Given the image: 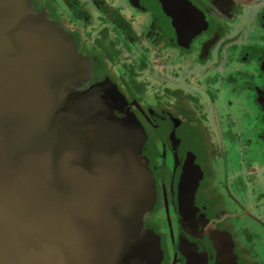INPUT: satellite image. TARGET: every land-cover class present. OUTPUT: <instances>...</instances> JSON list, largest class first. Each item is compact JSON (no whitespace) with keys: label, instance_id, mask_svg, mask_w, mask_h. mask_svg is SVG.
<instances>
[{"label":"crops","instance_id":"1","mask_svg":"<svg viewBox=\"0 0 264 264\" xmlns=\"http://www.w3.org/2000/svg\"><path fill=\"white\" fill-rule=\"evenodd\" d=\"M91 1L95 7L90 8H92L93 12H97L99 15V10L101 9L100 5L97 3L98 0ZM80 3L81 0H77L76 5L74 6L69 4L68 0H0V5L3 6L2 9L5 16L9 21H13V26H18V31L17 28L15 30V34L17 36L20 35L21 39H28L32 45H35L33 43H35L36 40H38L39 43L41 42V44L49 40L54 43L53 46H51L52 49H49L51 52H42L41 54L44 58L54 56L55 61L54 63L52 61L48 70L43 67L41 71L48 75H45L47 80V90L50 91V82L53 80L54 86L56 88L59 87L60 92L68 94V96L60 98L58 103L61 104L58 105V107L64 109L63 111L64 114L66 113V117L67 115L69 116V119L63 121V130L60 132L59 136L54 134V141L58 144V146L63 145L60 153L63 154L62 156L64 157V152L62 150L64 147V150L67 153L66 146L69 141L66 138H63V135L68 129H70L71 132L74 129L73 126L68 123L77 121L78 118H80L78 117L80 115L86 118L84 121L85 127H83L84 131H80V134L78 131L74 132L71 140V143L72 141L75 142L71 144V159L73 160L79 156L80 160L77 170L80 171L81 177L83 176L82 180L85 187L90 186L92 188L95 183L98 185L100 184L99 186L102 187V194H105L106 190L108 191L110 186L121 185L125 194H129V192L131 193L133 191L137 193V191H139L140 195L141 193H148V196H153L155 200L158 198L157 194L159 190L166 195V189L164 191L161 185L159 183L157 184V182L162 181L164 178L168 180L172 172H175V167L177 165L178 167L180 166V164L175 162V160L176 157L178 158L177 153L181 152L180 145H173L170 133L175 134V131L179 132V129H182L184 124L186 126L195 124L193 119V121H189L182 117V113L175 114L173 111L164 110L168 108L166 107L167 104L165 102L170 101L171 97L174 98V96H178L181 93L184 94V99L188 102L191 98L190 96H193L194 100L198 102L197 106L199 109L193 108L192 112L193 114L195 113L194 118L198 123L201 113L204 114V106H206V104L203 103L202 96L205 97V95H207L206 91L209 90L207 83L214 85L213 90L210 91L209 95L211 98L215 97L213 99V110L216 112L215 119L218 120L219 117V131H225L227 134L230 132L228 135L229 137L231 133H239L242 132V130H247V128L250 129V127L254 126L257 118L261 119L260 116L264 111V107L262 109L259 106L256 107L258 102L256 89L257 87L263 89L264 84H258L243 77V73H246V69H248V73L250 72L249 74L253 73L257 75L261 73L260 68L262 67L259 64V60H256L259 56H254V52L257 48H252L250 46V43L251 45H256L254 43H256L257 40L255 38H245L243 40L242 38H244V36L242 35V38H240V33L244 29L243 27L246 26L243 23V18L240 12L245 10L251 12V10L256 9L259 5L258 0H249L247 3L243 4L240 10H237L235 15L237 19L239 16H241V18L239 17L238 20H234L236 24V29L234 28V35L232 25H226L222 22L221 24H224L225 26L218 23L215 25L216 29L222 28V31H218L220 38L213 39V41L217 39V43H208V45H206L205 41L208 38H204L205 36H201V34H194V36L198 38H187L181 43H175L173 38H167L166 40L167 33L165 32V28L161 23L159 26L158 20H155V26L153 27V30H155L148 33L149 36L147 38H119L121 44L119 45L120 49H122L123 45H130L132 42H139L137 54L130 55L129 53L123 52V56L119 58L117 51H111L112 56L109 60L105 58L102 53L96 56H90L88 47V44H91L90 41L83 38V46L86 50L81 51L83 46L79 48L77 42L75 41L76 38H71L70 27H77L76 21L79 22V20L82 19L81 17L80 19L76 18L74 13L75 10H78V13L81 10L84 11V13L88 12L89 16H87L86 19L92 18V24L97 21L95 20L96 18L94 17V14L91 15V13L86 9V6L80 7ZM84 4H87L85 0ZM111 7L112 6L108 8L112 11V19L114 20L115 15L117 13H121L116 12L120 10V6L119 8L117 6ZM50 10L56 11L54 14H56L59 18L53 16V12ZM122 19L125 18L122 17ZM126 19L130 20V18L127 17ZM248 20L249 16H246L245 21ZM119 24L120 23L118 22V25ZM210 24L211 23H208L207 25L209 26ZM242 24L244 26H242ZM122 25V28L124 29V24ZM130 25H134V23L132 24V22H130ZM77 31L80 32L81 30ZM62 32L64 33L63 38ZM247 32H249V29ZM128 34L131 33L129 32ZM237 35H239L241 40H237L236 43L237 45L241 44V46L238 49L231 50L230 48L233 47V38ZM164 40V46L160 47L158 50V47L154 46V44H157V42L161 43V41ZM41 47L42 46H39V49ZM56 47L57 49H55ZM169 47L170 50H172V55L168 56V58L172 59L170 63L167 64L166 68L164 61H162L164 58L162 55H164L165 49ZM221 48H223V51ZM245 51H248L249 56H252L253 58L251 57L249 60H243L242 56ZM83 52L87 55V57L83 54ZM195 52L196 64H199L200 66L198 68H196L194 63L191 61V57H189ZM221 52L222 54L220 55L219 53ZM73 53L74 56L70 55ZM62 58H67L69 61L66 59V62L71 66H75L77 62L80 61L81 66L80 68L77 67L78 70H72L68 66H64L66 68V70H62L64 75L54 78L52 77V74L55 72V68L53 67L57 61H64ZM220 58H222V61L218 63ZM184 59L186 61L185 67L182 66ZM119 61L122 62L121 68H119ZM127 63L129 65H127ZM201 64L204 67V70L202 71ZM62 65V63L59 64L61 67ZM153 69L155 75L157 76V80L160 78L158 81L162 82L160 84V90L158 88L156 89V84L150 83L152 80L148 79V75ZM182 70H188L187 75L190 79L195 77V79L200 81V83H191L190 79H187L185 89L173 86L174 82L181 79L180 72H183ZM157 73H164L165 76H158ZM107 74L113 77H109L107 79ZM233 74L236 75L234 78L236 79L235 81L238 82L236 86H233ZM203 80L205 82H202ZM137 83H139V86H137ZM96 85H99V87L102 85H105L106 87L108 86L110 89L109 91L115 97L116 102L112 101L109 105L107 103H96V100L92 95L95 92ZM161 91L166 95H162ZM223 94H228V98L231 100L229 103V110L231 113L227 112L225 109L222 110L224 114L220 113L221 110L218 103H220V98H222ZM246 100L252 101L251 107L247 106ZM119 101L123 102V105L127 106H135V104L142 106V108L147 111V115L151 116V119H149L151 125L146 118L143 117L142 119L145 127H141L143 130H140V123L138 122L139 120L136 119L135 115L133 116V119H131L127 115L123 117L122 114H119L116 111L117 109L114 108V106H119ZM157 105H159L162 109L159 108V111L156 113L153 108ZM185 108L188 110V106ZM233 110H235L234 115L237 117L235 118L237 119L236 126L233 125ZM151 112L152 114L149 115ZM188 112L190 113V111ZM171 115L174 117V121L176 122L175 124L178 125L175 128H173V123L171 124L169 122V116ZM121 116L123 119H120ZM175 116L179 117L175 118ZM100 122H102L105 126V129L101 130L100 136H95V129L92 127L96 128L97 124ZM210 122L211 121L207 119L205 124L209 128L211 127ZM122 130H130V134L128 136L131 137L130 142L133 143V146L127 145L126 147L124 137L126 133ZM263 132L264 128H262L261 131L256 129L258 136H260ZM112 138L114 139L112 140ZM193 140H195L197 146H200V135L198 138L194 137ZM223 143L229 148V140H223ZM214 144L215 146H220V142ZM237 144L239 145L238 142H236V145ZM151 146L155 149V152L151 151ZM180 154V156H182L183 151ZM214 154L217 155L216 152ZM58 159H61L59 158V155ZM199 161L200 160L198 158V165ZM179 162L181 163L180 160ZM231 168L233 169V167ZM170 196L172 201L171 193L169 194V197ZM128 197L129 200L133 201V203H128ZM128 197L124 200L126 203L124 204L126 209H124L125 211L123 210V214L120 215L124 222L123 227L127 230V232L123 235L116 232L117 234L114 236L116 239L115 244L121 248H123V244L125 250H128V244L132 245V247H136L141 238L154 235L151 232L148 234L145 227L142 228L144 216L143 213H139V208L141 207H137L136 199L133 198V194ZM141 198L142 200H138L141 201L140 203L144 200H150L147 196L146 198L141 196ZM120 208H122V206H120ZM140 226L142 228V237L140 239H136L134 238L135 235L133 233L135 232L136 234H139ZM131 235H133V239L129 240ZM103 239H105L104 236ZM108 242H110V240H108ZM158 249H161V242L156 238L155 242H151V245L142 249L145 251V258L143 262L145 264H152L153 260H150L152 254ZM218 250L221 258L230 257L232 260V245L229 248V251L221 250L220 248ZM160 251L162 255V250ZM208 253L210 254V258H208L209 255H207V258L202 261L204 264L209 262V259H211V255L213 254L212 251L209 252V250ZM251 258L252 256H248V259ZM165 260L159 262L158 259H155L156 264H166L167 261ZM229 260L223 262L222 264H232Z\"/></svg>","mask_w":264,"mask_h":264},{"label":"flooded vegetation","instance_id":"2","mask_svg":"<svg viewBox=\"0 0 264 264\" xmlns=\"http://www.w3.org/2000/svg\"><path fill=\"white\" fill-rule=\"evenodd\" d=\"M69 4L76 5L77 0H68ZM126 7H129L127 3L129 1L124 0ZM186 2V10L189 13L196 14L199 19V26L197 28L204 27V32L201 33V36H205L204 38L208 39H214V38H220L219 30L222 31V28L216 29L215 25L224 23L226 25H232L233 26V35H234V28L236 29L235 19H237L235 13L237 10H240L244 3H247L249 0H184ZM256 1V0H254ZM259 5L256 9L251 10V12H248V10L240 12L243 18V24L244 26L240 33L244 36L242 38L243 40L245 38H255L257 41L256 45H251L252 48H257L254 52V56H259V58H256V60H259V64L262 68H260L261 73L260 74H249L248 69L245 70L246 73H243V77L246 79H249L250 81H253L258 84H264V0H258ZM98 5H100V9L102 10V13L97 16L98 21L102 24L105 23L106 16L108 17V13L111 11L109 10L110 5L107 3L106 0H98ZM120 9L125 10L123 4H120ZM109 7V8H108ZM53 12V16L56 18H59L56 14H54L56 11L50 10ZM75 16L77 19L81 18H87L88 12L84 13V11H80L78 13V10L74 11ZM115 13V12H114ZM81 15V16H79ZM239 15V14H238ZM249 16V20L245 21V17ZM124 17L125 19H122ZM155 20H158V25L160 26V23L163 25V27H166L167 30L165 31L166 34V40L167 38H173V35L177 34L174 29H171L170 27H167L165 18L163 15L160 14L159 10L155 16ZM241 18V16H239ZM238 17V19H239ZM120 21H119V30L122 28V24H124V31L128 34V31L130 29H133V25H130V20H127L124 14L120 13ZM227 18V19H225ZM226 21H225V20ZM237 19V20H238ZM108 24L111 20V18L108 17L106 19ZM113 20V19H112ZM115 21V19L113 20ZM135 21V18H134ZM195 24H197V19L195 20ZM9 27L6 29L8 32L6 33V36H0V38H10L11 41L15 42V38L20 39L21 36H17L15 34L16 26H13V21H9ZM136 22V21H135ZM211 23L209 26L206 24ZM107 24V23H106ZM224 24H221L225 26ZM257 24V25H255ZM75 26V25H74ZM132 27V28H131ZM70 36L71 38H76V42L78 47H82V43H84V39L87 41H90L93 45H95L96 41H91L90 36H92V30L93 28H88L87 34L85 35L83 31L78 32L75 27H70ZM249 29V32L247 30ZM197 30V29H196ZM241 30V28H240ZM18 31V28H17ZM244 34V35H243ZM249 34V35H246ZM103 35V34H101ZM133 35V34H132ZM145 36H149V34L146 32ZM84 38V39H83ZM133 38H136L135 35H133ZM239 38V35L233 38V47L230 48L231 50L238 49L241 44L237 45V40H241ZM177 39V38H175ZM207 39V40H208ZM217 39L215 41L208 42L210 43H217ZM206 40V41H207ZM205 41V43H206ZM16 43V42H15ZM215 43V44H216ZM5 44L3 46L5 47ZM38 47L39 54L42 52H49L53 46L54 43H52L50 40L45 41L43 44L41 42L39 43H33ZM39 46H42L39 49ZM57 46V45H55ZM49 47V48H48ZM235 47V48H234ZM47 48V49H46ZM50 49V50H49ZM57 49V47L55 48ZM223 51V48H221ZM44 50V51H43ZM51 52V51H50ZM16 55L13 53H9L8 50L4 53L2 52V55L0 57H4L5 59V68L9 71L16 70V72H24V69H20L19 66L22 64H25V60H19L17 56H19V50H16ZM220 55L222 54L219 53ZM26 55V54H25ZM219 55V56H220ZM249 53L248 51H245L242 59H248ZM42 60H40V64L42 67H44L46 70L49 69L51 66V63L55 61V57H43ZM253 58V57H252ZM234 60V59H233ZM222 61V58L219 59L220 63ZM17 63V66L14 64ZM54 65V64H53ZM217 65V64H216ZM27 66V64H26ZM259 66V67H260ZM21 71H20V70ZM24 74V73H23ZM48 76L47 74H45ZM198 75V74H196ZM195 75V76H196ZM15 76L19 79L18 84L21 85V91L14 92L10 97L14 96H22V98L25 100V102L22 100L21 102L13 101L11 98L4 97L0 100V166L4 165H10L13 164L15 166H12V180L7 182L0 181V247L2 251L3 261L1 264H72L68 263L64 259V255H67L69 253V246H75V242L73 237L68 236V233L62 232L61 230H58L56 226L50 224L51 220H55L56 222H68L67 218L70 214H68L66 207L63 205V203L60 201V197L56 193V187L58 188V182H69L71 183L70 186L73 188V184L75 181V176L78 175L80 178L79 182L82 186L83 191L81 190L82 194V201L86 202L87 205H89L91 210L93 212L98 211L97 213L101 215L103 218H107L108 221L105 222L103 225L101 223V226L95 225L93 223H89V221H85L78 216H74L73 214L70 216V221L74 226H81L85 228V232L87 236L90 238L91 244L95 246H99V251L101 252L103 259L105 261L104 264L108 263V260L111 259L110 264H145L143 262L145 258V251L142 250L144 247L151 245V242H155L156 238L158 241L161 242V249L156 250L155 253L152 254V257L150 260H153L152 264H156L155 259H158V261L165 260L167 261L166 264H204L202 261H204L207 258H210V254L208 253V250L211 249L213 246L215 250H213V254L211 255V259H209V262L207 264H219L223 263L225 261H228L230 257L228 258H221L218 251V246L216 245L215 241L213 242V235L206 232L205 227L203 225L202 229L199 231V233L196 235V233L190 232L197 230L189 229L187 226L184 225L183 220L184 216L181 214L183 213L182 209H184L183 204H181V195L178 188L176 187L177 179H178V173L179 171L188 166L191 162L192 164H195L199 170L200 174L198 179L201 177V171L202 168L198 165V158L199 160L204 157L205 152L203 146L199 144L200 146H196L198 148H195L192 146L193 142L195 140L189 139L188 136L185 134L180 135L177 131H175V135L171 133L172 137V143L173 145H180V150L183 154L178 152V158L176 157L175 162L180 164L175 167L174 171L172 172L170 178L167 180L164 178L162 181L157 182L162 187V189H166L167 194L164 195L160 190L157 194L158 200L156 199V203L152 202V200H144L142 203L141 201H138L139 199L142 200L141 196L145 197L148 196V193H141L139 194V191L136 192H129V194H125L123 192L121 185L117 186H110L109 190L105 192V194H102V187L99 186L97 183L94 184L91 189V187H85L83 184V180L81 177V173L79 170H77L79 165V156L77 158L71 159V144L75 143L72 140L73 133L78 131L79 134L84 131L85 124H84V116L82 115L78 116L77 121H73L71 123H68L69 125L73 126V130L71 132L70 129L67 130L66 133H64L63 138H66L69 142L66 146L67 153L64 150V157L63 154L60 153V149L58 144L55 143L54 139L50 138V131H55L54 134L58 135L63 130V127L60 122L57 123L54 127L50 125L49 121H47L45 118L41 117L38 112V105L35 103V109H34V102H32L31 99H29V96L31 95L33 97L32 91L30 89L27 90L25 88L27 86L26 83H23L22 81L27 79V76L24 74V78L21 77L18 73L15 74ZM236 75L233 74V78ZM231 77V76H230ZM236 79H233V86L237 85ZM243 81V80H242ZM191 83H200V81H197L195 77H192L190 79ZM202 82H205L204 80ZM236 82V83H234ZM208 86L212 85L211 83H207ZM242 84V83H241ZM34 85H31L32 87ZM214 86V85H212ZM28 87V86H27ZM24 88V89H23ZM210 88V86H209ZM211 89V88H210ZM213 89V88H212ZM25 93H24V92ZM211 91V90H210ZM257 104L256 107H261V109L264 107V88L261 89L260 87H257ZM1 94V93H0ZM29 95V96H28ZM186 103L187 100L185 99ZM27 102V103H26ZM231 100H229V103ZM78 107V106H77ZM206 107V106H205ZM34 109V110H33ZM77 109V108H76ZM78 110V109H77ZM63 111V110H62ZM189 111V110H187ZM64 112V111H63ZM117 112L119 114H122L123 117L125 115L133 117L135 115L136 119L139 120L138 122L140 125L144 128L145 124L143 122V117L146 118V120L150 123L151 116H148L147 111L142 108L139 104H135V106H127V105H119L117 107ZM174 115V114H173ZM177 116V115H176ZM175 118H178L176 117ZM182 117L185 118L184 114H181ZM204 117L207 119L209 118V115L206 113L204 114ZM237 118L233 114V122L237 123ZM261 119L257 118L255 120V124L261 123V121H264V112L261 113L260 116ZM82 119V120H81ZM186 119V118H185ZM178 120V119H177ZM219 121V117H218ZM169 122L175 123L174 117L171 115L169 116ZM95 129V136H100L101 130L105 129V126L102 124V122L97 124V127H92ZM141 130V129H140ZM81 131V132H80ZM250 131V132H249ZM220 132V131H219ZM222 134L220 146L217 147V155H221V149L225 150V154H231L232 151H238V154L240 156V159L242 160L239 164L242 166L244 173L239 174L237 173L238 177H241V183L245 185L247 189H252L258 191L260 194L254 195L251 194L249 197V202L251 203V207L247 205H241L243 210L247 213L244 214V218L247 217L253 219L255 221H258L260 223L264 224V192L262 193L260 190V186L264 184V159L261 158L263 156L264 158V152L261 153L257 158H250L247 154L251 155L254 153V150H252V145L256 143L258 151L263 149L264 146L262 143H264L263 137L264 132L258 136L256 131H253V128L250 127V129L247 128V130H242V132L237 133H231L230 137L225 131L220 132ZM256 135V136H255ZM40 137V138H39ZM76 138V137H75ZM80 138V137H79ZM114 138H112L113 140ZM182 139L181 142L179 140ZM262 139V141H261ZM223 140H229L230 146L229 148L224 145ZM44 142V144H47L45 146L46 149V156L45 160L43 159L44 154L41 147L40 142ZM191 141V142H190ZM234 142V143H233ZM236 142L239 143V145H236ZM153 143V142H152ZM49 145V146H48ZM220 147V148H219ZM222 147V148H221ZM200 150L202 152H200ZM151 151L155 152V149L151 146ZM17 153L18 155H16ZM26 153L30 156L28 164L30 161L35 164L34 166L37 167L38 170L37 176L39 177L40 183L33 178V175L29 173V170L27 169V162L25 161ZM32 153V155H31ZM201 153V154H200ZM176 154V153H175ZM59 155V158L63 159V164L65 167L60 166V163L58 161H53L54 167H50L46 162L47 159L50 161V159H53L54 157L57 158ZM176 156V155H175ZM243 156V158H242ZM32 158V159H31ZM181 158V159H180ZM66 159V160H65ZM181 163L179 162V160ZM233 159V158H232ZM206 160V159H205ZM250 160L249 163L247 161ZM187 162L189 164H187ZM233 167V164H229ZM201 168V169H200ZM59 177V178H58ZM247 179L250 181L248 182ZM55 180V181H54ZM32 181H34V186L32 185ZM90 182V180L88 179ZM46 184V190L52 193L54 205H56L58 208L60 207L62 212L58 217H55V215L46 214L48 212V206L43 205L41 208L38 207V202L40 203L45 194V186ZM119 184V183H118ZM175 184V185H174ZM174 185V187H173ZM54 187V188H53ZM79 187V186H78ZM77 189V187H75ZM80 189V187H79ZM108 189V188H107ZM170 189V190H169ZM135 193V194H134ZM172 195V201L171 196L169 197V194ZM133 194V198L136 199L137 207L139 208V213H143V224L142 228H146V232H151L152 230H155V232H151L154 235H149L148 237L141 238L142 237V228L139 227V234L133 233L135 236L134 238H141L140 242L137 244V246L127 245V249H124V245L122 244L121 248L117 244H115L116 239L114 238L116 232L120 235H123L127 232L125 230L124 222L120 215L123 214V210L126 209L124 202L125 198H127L129 195L131 196ZM69 196H72L74 198V195L72 191H69ZM162 198H160V197ZM29 197L31 200H33V205L36 211H38L39 214H37L41 221L48 223V225H41L40 227H34L31 225V220H34V216L31 214L30 211V205H29ZM261 197H263V202L261 203ZM176 198V199H175ZM116 199V201H115ZM93 200L97 201V205L99 204L102 206V209H99L97 207L93 206ZM114 200V201H112ZM120 200V201H119ZM139 202V203H138ZM128 203H133L132 200H129L128 197ZM142 205V206H141ZM122 206V208H120ZM190 206H187L186 209H190ZM29 209V210H28ZM203 210V208H200ZM34 210V211H35ZM260 210V213H257ZM35 211V212H36ZM125 211V210H124ZM201 211V210H200ZM239 212V211H238ZM241 214V211H240ZM257 214V215H256ZM172 215V217H170ZM175 218V219H174ZM166 219V220H165ZM158 220V225H157ZM169 220V224H173L174 221H176L177 226L169 230L170 233V240L168 241L167 238L165 240V234L159 229V224L163 225L164 222ZM64 225V224H63ZM201 224L199 223L198 227ZM63 227H66L64 225ZM168 228V227H167ZM198 229V228H197ZM222 230V228L220 227ZM205 230V232H202ZM221 231H219L220 234ZM259 229H254V232L252 230V233H248L249 238L247 237H241L240 242L237 241L238 237L237 235H234L233 232V264H264V252H260L259 250H262L260 247H257L258 240H259ZM215 238L217 239V243L221 250H224L223 243L228 245V239H222V237ZM254 234V235H253ZM175 235H177L175 237ZM103 236L105 239H103ZM158 236V237H157ZM232 236V235H231ZM161 237V239H160ZM261 237V235H260ZM133 239V235L129 237V240ZM192 239L194 241V250L190 249V251L187 252V245L189 243V240ZM213 239V240H212ZM110 240V242H108ZM170 242V243H169ZM231 247V245H230ZM229 247V248H230ZM162 250V255L161 251ZM95 253L94 250L91 255L94 258V261L92 264H97L96 261H102V257L95 259ZM208 253V254H207ZM126 254V255H125ZM194 254V255H193ZM149 255V254H148ZM167 255V256H166ZM252 256L251 259H248V256ZM206 256V257H205ZM59 258H63V261L59 262ZM250 258V257H249Z\"/></svg>","mask_w":264,"mask_h":264},{"label":"rangeland","instance_id":"3","mask_svg":"<svg viewBox=\"0 0 264 264\" xmlns=\"http://www.w3.org/2000/svg\"><path fill=\"white\" fill-rule=\"evenodd\" d=\"M106 1L112 7L117 6L119 8V5L123 4L125 10L120 9L119 11H116V12H121V14H124L127 18H130V21L132 22V24L134 23L133 29L129 30V31L132 30L130 32L131 34H127L122 28L119 30L120 27L118 26V22L121 19L120 13H117V14L115 13L116 14L115 15L116 24H115V21L112 20V11L110 13H108V17L111 18V20L109 22L110 24H108V22L106 20V19H108L107 16L105 19V23L101 24L97 18V16H99L98 13L93 12L92 8H90V7H95L92 4L93 2L91 0H85V2L87 4H84V0H81L80 7L86 6L87 7L86 9L91 13V15L94 14V17L96 18L95 20H97V21L92 24V18L86 19L84 17V19L83 18L80 19L79 22L76 21V24H77L76 28H77V30H81V31L85 32L84 33L85 35L87 34V30H89L88 28H90V29L93 28V30L91 29L92 30V36H90V40L96 41V42H95V45H92V43L88 44L89 51H90L89 55L90 56L91 55L96 56V55H99L100 53H102V55L109 60V59H111V56H112L111 51H117V54H119V58L123 56V52L129 53L130 55L137 54L139 42L138 43L132 42V43H130V45H123L122 49H120L119 45H121V44H120L119 38H133V35H135L136 38H145L144 35L146 34V32L151 33L152 31L155 30V29L153 30V27L155 26L154 25L155 24V18H156L155 16H156L158 10H162L161 6L162 7L165 6V10L163 9V12H165V11L169 12L170 11V9L167 7V3L171 0H127V1H129V3H127L129 7H126L124 0H106ZM99 14H101V10H99ZM79 16H81V15H79ZM134 18H135L136 22L134 21ZM206 24H207V22H206ZM255 25H257V24H255ZM202 32H204V27H201V28L199 27V29L197 31L193 32V34H187V35H183V36H179L177 34L176 35L174 34L173 35V41L175 43H180L179 40H177L175 38H198V37H195L194 34H201ZM101 34H103V35H101ZM191 35H193V36H191ZM63 36H64V33L62 32V38H63ZM37 41L38 40H36L35 43H37ZM211 41H213V39H208L206 41V45H208V42H211ZM82 45H84V43H82ZM83 48H84V46H83ZM83 48H81V51L86 50L85 48L84 49ZM83 54L87 57V55L84 52H83ZM70 55L74 56V53L70 54ZM89 55H88V58H89ZM171 55H172V50H170V47L166 48L164 51V55H162V57H164L162 59V61H164L166 68H167L168 56H171ZM189 57H191V61L194 63L196 68L200 67L199 64H196V59H195L196 52L193 55H190ZM251 57L252 56H249L248 60ZM62 59L64 61H61V62L57 61L55 66L53 67V68H55V72H54V74H52V77H54V78H58L60 75H64L63 71L66 70V68L64 66H66V67L68 66L72 70H78L77 67L80 68V66H81L80 61L77 62V64L75 63L76 64L75 66L74 65L71 66V65H69V63L66 62L67 58H62ZM67 61H69V60L67 59ZM182 61H183V58H182ZM60 63L63 64L62 67L59 66ZM118 64H119V68H121L122 62L119 61ZM127 65H129V64L127 63ZM185 65H186V61L184 59L182 66L185 67ZM170 66H172V65H170ZM240 66H241V64H240ZM202 70H204V67L201 64V71ZM187 72H188V70L180 72L181 79L174 82L173 86H175L176 88L179 87L181 89H185L186 84H187V79H190V77L187 75ZM149 75H148V79L152 80L150 83L156 84L155 88L156 89L158 88L160 90L161 89L160 84L162 82L158 81L160 78H158V80H157V76L154 73V69L151 71V73H149ZM157 75L158 76H165L164 73H157ZM109 77H113V76L107 74V79ZM156 82H158V83H156ZM50 85H51L50 94H49L50 99H49V101L47 99V100H43V102H41L40 107L38 108V112H39L41 117H43L45 119L47 118L46 120L49 121L50 125L54 127L55 125H57L58 122H60L62 125L64 123L63 121H65L66 119H69V116L67 115V117H66L65 116L66 113L64 114V112L62 111L64 109H61L58 107V105L61 104V103H58L60 101V98L68 96V94H64L63 92H60L59 91L60 88L59 87L56 88L54 86L53 80H51ZM137 86H139V83H137ZM209 86L211 89L209 88V90L206 91L207 95H205V97L202 96V99H203V103L206 104V107L204 106V114L207 113L209 115V118H207V119L211 121L210 122L211 123L210 128L205 125L207 122V119L204 117L203 113H201V115H200L199 122L198 123L196 122V119L194 118L195 113L193 114L192 112H193V108H196V109H199V108L197 106L198 102L194 100L193 96L189 95L191 98H190L189 102L187 101L188 105L184 99V94H182V93L179 94L178 96L177 95L174 96V98L171 97L170 101L165 102L167 104L166 107H168V108L164 109V110L173 111V112H175V114L183 113L186 120L191 121L193 119L195 121V124H192L190 126H186L184 124L182 129H179L178 133H180V135L185 134L186 136L189 137V139L194 138V137L198 138L200 135V144L204 148L203 152H205L204 157L201 158L199 161V165L202 168L201 177L198 179L196 186L190 195V205L189 206L191 208L187 209V211L185 213H181L184 216L183 223H184V225H188L187 227L189 229L197 230L196 232L189 230L190 232L196 233V235L199 233V231L202 229V227L204 225L207 233L214 234L213 235L214 240L213 239L212 240H213V242L215 241L218 248H220L218 243H217L218 240L215 238L218 237V233L221 230L220 229V227H221L222 230L219 234V237H222V239H228V243H229L228 245L223 243V246H224L223 248L225 251H229L230 245H233V232H234V235L235 236L237 235V237H238L237 241L240 242L239 240H241V237L244 236V237L249 238L248 233H252V230L254 232V229H259V233H258L259 234V240H258L257 247H260L262 250H259V251L263 253L264 252V224L260 223L258 221H255L254 220L255 218L251 219V218L247 217V215H246V218H244V214L247 212L244 211L242 206H241L243 204L247 205L246 204V202H247L248 206L251 207V205H250L251 203L249 202L250 195L253 194V196H254V195H257L260 193L256 190L247 189L245 187V185L243 183H241V177L239 178L237 173L243 174L244 171H243L242 166L239 164V160H240V162L242 160L240 159L238 151H232L233 153H231V154H229V153L225 154V150L221 149V152H222L221 155L214 154L215 152L217 153V147L215 146L214 143L217 144V143L221 142L222 134L219 132V128H220L219 121L217 119H215V117H216L215 113L216 112L213 110L214 109V106H213L214 100L213 99L215 97L211 98V96L209 95L210 90H213L212 89L213 86L212 85H209ZM8 88H12L13 93L17 92V87L13 84H9L7 86L5 85V88L1 87V89H3V90L8 89ZM109 90L110 89L108 86L106 87L105 85H102L99 87V85H96L95 86V92H94V94H92L93 98L96 100V103H99V104H106L107 103L109 105V103H111L112 101L116 102L115 97L111 94V92ZM161 93H162V95H166L162 91H161ZM214 94H215V92H214ZM109 95L112 99L109 97ZM246 102H247L246 103L247 106H249V107L252 106V101L246 100ZM119 103H120V105L123 104V102H121V101H119ZM186 106H188V110L190 111V113L186 110V108H185ZM218 106L221 110L220 111L221 114H224V112L222 111L224 109L227 112L231 113L229 110L228 94L222 95V98H220V103H218ZM117 107H118L117 105L114 106V108H116V109H117ZM106 108L109 109L108 107H106ZM159 108L162 109L161 107H159V105H157L153 109L157 113L159 111ZM200 108H202V107H200ZM234 111L235 110H233V114L235 113ZM150 114H152V112L149 113V115ZM130 118L133 119V117H131V116H130ZM197 118H199V117H197ZM85 119L86 118L84 117V121H85ZM120 119H123V117L121 116ZM175 123H173V128L178 126ZM94 124H96V123H94ZM233 125L236 126L237 123L233 122ZM139 126L141 129L142 126L140 124H139ZM203 126H205L206 128ZM188 128H189V130H188ZM252 128H253V131H256V129L258 131H261V129L264 128V121L263 122L261 121V123H259V124H254V126ZM141 130H143V129H141ZM122 131L126 133L124 135L125 141H126V147H127V145L133 146V143L130 142L131 137L128 136L130 134L129 133L130 130H122ZM54 132L55 131H50L51 139L55 138ZM170 136H171V133H170ZM263 140H264V137H263ZM181 141H182V139L179 140V142H181ZM261 141H262V139H261ZM256 143H257V141L255 142V144L252 145L253 146L252 150H254V153H252L251 155L247 154L248 157H250V158L251 157L257 158L261 153L264 152V148L258 151ZM262 145L264 146V143H262ZM62 146L63 145H59L60 150H61ZM192 146L194 147V149L198 148V147H196L197 143H195V141L193 142ZM200 152H202V151L200 150ZM242 158H243V156H242ZM261 158L264 159L263 156H261ZM249 162H250V160L247 161V163H249ZM229 164H233V169L231 168L232 166ZM247 181L249 182L250 180L247 179ZM174 185H173V187H174ZM259 191H261L262 193L264 192V184H262L260 186ZM147 198L152 200L154 203H156V200L153 196L149 195V196H147ZM262 198L263 197H261V200H260L261 203L263 202ZM157 200H158V198H157ZM200 208H203V210ZM240 211H241V214H240ZM257 213H260V210ZM170 217H172V215ZM169 222L170 221L167 220L166 222H164L163 225L159 224V229L163 232V234H165V236H166L165 240L167 238L168 241L170 240L169 230L174 228V226L175 227L177 226L176 221H174L173 224L168 225ZM199 223L201 225L198 227ZM157 225H158V220H157ZM205 230H203L202 232H205ZM151 232H155V230H152ZM260 235H261V237H260ZM176 236L177 235H175V237ZM160 239H161V237H160ZM190 249L194 250V241L192 239L189 240V243L187 245V252L190 251ZM213 250H215L214 246L211 249H209V252L210 251L213 252ZM229 261H231L233 264V258H232V260L230 259Z\"/></svg>","mask_w":264,"mask_h":264},{"label":"water","instance_id":"4","mask_svg":"<svg viewBox=\"0 0 264 264\" xmlns=\"http://www.w3.org/2000/svg\"><path fill=\"white\" fill-rule=\"evenodd\" d=\"M167 7L170 9L169 12L167 11L163 12V9L165 10V6L163 7L161 6L162 10H159V12L161 15L164 16L167 27L174 29L177 35L183 36L187 34H193V32L199 29L197 27L199 26L198 24L200 22L199 21L200 18L196 14L187 12L186 2L184 0H171L167 3ZM2 8L3 6L0 5V36L3 37L7 35L6 33L8 31L6 29H8L10 24ZM196 19H197V24L194 25ZM15 28H18V26ZM186 39L187 38H177V40H179L180 43L185 41ZM15 42L11 41L10 38H0V55H2V52L4 53L7 50L10 54L13 53L16 55L17 54L16 50H19L20 49L19 47H24L21 45L22 43L26 42L29 50H27L25 47L24 48L28 51V56L31 58L30 65L28 64L26 66V62H25V64L19 66L20 69L25 68L22 74L21 72H16V70L9 71L8 69L5 68V65L2 63L4 57H0V93H2L0 94V100L3 99L4 97H7V98H11V100L13 101L21 102L23 100L25 102L22 96L19 97L17 95L14 97H10L13 94H15L13 93L12 88H8L5 90L1 89V87L5 88V85L7 86L9 84H13L17 87V92L19 93V91H21V85L17 83L19 82V79L15 76V74L18 73L23 78L25 74L27 76V79L26 81L23 80L22 82L27 84L28 87L27 86L25 87L27 88V90L30 89L32 91L33 97L31 95L28 96L29 99H31L32 102H34V109H35V103H37L38 105L37 107L39 108L43 100L48 99L49 101L50 99L49 97L50 91L47 90L46 88L47 80L45 74L41 71L43 69V67L40 64L41 62L40 60L43 59L42 54L41 53L39 54L38 47L33 46L32 43L28 41V39L15 38ZM4 43H6L5 47L3 46ZM17 57L20 60L19 56ZM26 59L27 58H25V61ZM14 65L17 66V63ZM31 85L34 86L30 87ZM39 142L41 144L44 154L43 159L45 160V156H46L45 146H47V144H44V142L41 141ZM15 154L18 155L17 153ZM29 158L30 156L28 155V153H26L25 161L27 162L28 165L27 169L29 170V173L33 175V178L40 183L39 177L37 176V172H36V170L38 169L37 167L34 166L35 164H33L32 161H30L28 164ZM63 159L64 158H61L59 160L57 156V158L54 157L53 159H50V161L47 159L46 163L50 167H54L53 161L54 163L55 161H58V163H60V166L65 167V165L63 164ZM187 164L189 163L187 162ZM12 166L15 165L10 164L8 166L7 165L0 166V181L5 182V184L12 180V174H11L13 169ZM199 174H200L199 168L195 164H192V162L188 166L182 168L178 173L176 187L178 188V191L181 195L180 197L181 204H183L184 206V209H182L183 213L187 211L186 208L187 206L190 205V195L196 186ZM78 177H79L78 175L75 176L76 179L74 181L73 188L72 186H70L71 183L64 181L62 182L59 181L58 188L56 187V193L60 197V201L66 207L68 214H70L69 217L67 218L68 222L59 223L56 222L55 220H51V222L49 223L56 227L58 226L57 227L58 230L68 233V236L71 235L74 239L75 246H69V250H70L69 253L63 256L68 263L92 264L94 258L92 257L91 253L95 250L96 251L95 259L98 260V258L102 257V261H98V262L96 261V263L104 264L105 261L103 259L101 252L99 251L100 250L99 246H95L94 244L93 245L91 244L90 238L87 236L84 227H81L80 225L74 226V224H72V222L69 219L70 216L73 214L75 217L78 216L79 218H81L82 221L83 220L89 221V223H93L98 226H101V223L104 225L105 222L108 221L107 218L101 217V215L97 213L98 211L93 212L91 210L92 208H90L89 205L86 204V202L82 201L83 196L81 194V190L83 191V189L79 182L80 178ZM32 185L34 186V181H32ZM78 186L80 187V189ZM75 187H77V189ZM91 189H95V188H91ZM69 191H72L74 198L72 196H69ZM29 205H30L31 214L34 216V220H31V225L33 227L37 225L35 226V228L40 227L41 225H45V226L48 225V223L43 222V220L41 221V218L37 215L39 213L38 211L35 210L33 205V200H31L30 197H29ZM63 224L66 225V227H63L64 226ZM58 260L59 262L60 261L64 262L63 258H59ZM2 261H3V256L0 247V264L2 263ZM110 263H111V259H109L108 263L106 264H110Z\"/></svg>","mask_w":264,"mask_h":264},{"label":"bare ground","instance_id":"5","mask_svg":"<svg viewBox=\"0 0 264 264\" xmlns=\"http://www.w3.org/2000/svg\"><path fill=\"white\" fill-rule=\"evenodd\" d=\"M21 46H24L27 50H29L26 42L22 43ZM24 47H19L20 48L19 49V58H20V61L21 60H25V58H27L26 59V64L30 65L31 58L28 56V51ZM25 54H27V56ZM2 63L5 65V59L3 60ZM44 186H45V188H44L45 189L44 190L45 191L44 198H43V200L40 203L38 202V207L41 208V206H43L45 204V205L48 206V212H46V214L47 215L48 214L55 215V217H58L61 214L62 210H61L60 207L58 208L56 205H54V200H53L52 193H50L49 191L46 190V184H44ZM97 203H98L97 201L93 200V206L97 207L99 209H102V206H100L99 204L97 205Z\"/></svg>","mask_w":264,"mask_h":264},{"label":"trees","instance_id":"6","mask_svg":"<svg viewBox=\"0 0 264 264\" xmlns=\"http://www.w3.org/2000/svg\"><path fill=\"white\" fill-rule=\"evenodd\" d=\"M165 28V30H167V28L166 27H164ZM132 31V30H131ZM131 31H128V33L129 32H131ZM145 36V35H144ZM148 37V36H147ZM146 36H145V38H147ZM164 43H165V41H161V43H158L157 42V44H154V46H157L158 47V50L160 49V47H163L164 46ZM171 59L172 58H168V62H167V64H169L170 63V61H171ZM179 72V71H178Z\"/></svg>","mask_w":264,"mask_h":264}]
</instances>
